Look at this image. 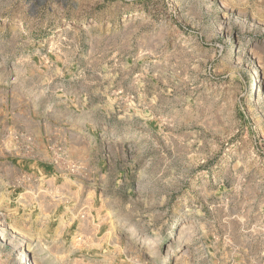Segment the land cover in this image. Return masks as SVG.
<instances>
[{"label": "rangeland", "instance_id": "1", "mask_svg": "<svg viewBox=\"0 0 264 264\" xmlns=\"http://www.w3.org/2000/svg\"><path fill=\"white\" fill-rule=\"evenodd\" d=\"M33 159L59 176L0 189V264H264V0H0V161Z\"/></svg>", "mask_w": 264, "mask_h": 264}, {"label": "crops", "instance_id": "2", "mask_svg": "<svg viewBox=\"0 0 264 264\" xmlns=\"http://www.w3.org/2000/svg\"><path fill=\"white\" fill-rule=\"evenodd\" d=\"M45 177H48L43 181L46 187L49 186L52 179L56 178L54 174L50 173V166L40 165L38 159H33L30 162L17 161L13 166H9L8 161H0V189L3 187L9 188L10 191L23 189V192L20 194H23L25 191L32 193L37 191L41 178ZM37 203L31 195L27 203L19 205L17 208L18 210H23L25 207L29 211L39 209L40 213L38 215L42 214L43 221L41 222H43V230L46 231L44 240L53 241L57 239V241H62L67 246L68 259L75 254L83 257L85 253L88 254L89 249L99 248L100 240L95 235L94 216L91 213V217H89L88 210L84 208L85 206L76 209L75 206L60 205L58 203L52 204L44 199V206L40 209ZM79 213H84L86 216L78 217ZM81 250L86 251L78 253ZM93 253L94 255L97 254L95 251Z\"/></svg>", "mask_w": 264, "mask_h": 264}, {"label": "bare ground", "instance_id": "3", "mask_svg": "<svg viewBox=\"0 0 264 264\" xmlns=\"http://www.w3.org/2000/svg\"><path fill=\"white\" fill-rule=\"evenodd\" d=\"M167 235H169V233H167ZM163 240H164V236L163 235L156 234V235H154L152 237L145 238L144 241L147 242L148 244H159V243H163L164 242ZM171 256H172V253L170 251H166V252H162V253L155 252L153 254L152 258L154 260H156V261H161V260L167 259V258H169ZM22 261L24 263L28 264V260L26 259L25 255H23Z\"/></svg>", "mask_w": 264, "mask_h": 264}]
</instances>
